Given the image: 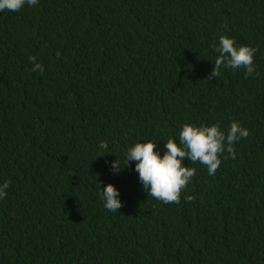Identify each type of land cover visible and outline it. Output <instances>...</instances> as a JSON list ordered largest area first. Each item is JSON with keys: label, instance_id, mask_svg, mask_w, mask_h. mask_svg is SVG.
<instances>
[{"label": "trees", "instance_id": "16d2710c", "mask_svg": "<svg viewBox=\"0 0 264 264\" xmlns=\"http://www.w3.org/2000/svg\"><path fill=\"white\" fill-rule=\"evenodd\" d=\"M221 35L256 49L259 75L226 68L208 79ZM233 121L249 132L235 158L225 152L214 175L185 159L196 175L178 205L148 196L135 161L111 168L135 143L162 156L185 123L226 132ZM5 181L0 264H264V0H38L0 11ZM107 184L118 212L104 208Z\"/></svg>", "mask_w": 264, "mask_h": 264}, {"label": "clouds", "instance_id": "9594fccd", "mask_svg": "<svg viewBox=\"0 0 264 264\" xmlns=\"http://www.w3.org/2000/svg\"><path fill=\"white\" fill-rule=\"evenodd\" d=\"M37 4L38 0H0V11L19 12L25 5L31 7ZM222 27L227 29L228 26L225 23ZM211 47L217 55L209 80L219 77L222 69L226 68L243 69L245 76H251L254 72L259 75L254 67L255 48L246 45L236 47L235 41L227 35L219 36L218 43L212 44ZM59 55L58 51L57 56ZM29 61L33 65L31 71H43V65L36 63L35 57L29 56ZM248 135V129L241 127L236 121L231 122L226 132L217 124L196 126L185 123L178 134L179 142L169 139L164 144L166 151L162 156L155 151L157 145L154 142L135 143L127 149L123 166L116 159L111 168L114 172H119L127 167L130 161H135L134 171L138 173L139 182L148 196L164 204L178 205L182 191L196 175L195 168L185 166L182 162L187 159L192 163H199L207 169L209 175H214L221 164L220 157L227 152L225 159H234V143ZM98 148V156L106 155V142H100ZM8 186L7 181L0 184V199L7 195ZM100 196L104 208L109 212H118L122 207L118 199L119 192L112 184L105 185L100 191ZM194 199L192 195L185 196L186 202Z\"/></svg>", "mask_w": 264, "mask_h": 264}]
</instances>
